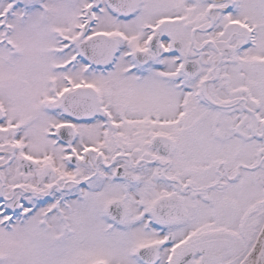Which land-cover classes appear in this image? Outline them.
<instances>
[{
	"label": "snow or ice",
	"instance_id": "6c2138e0",
	"mask_svg": "<svg viewBox=\"0 0 264 264\" xmlns=\"http://www.w3.org/2000/svg\"><path fill=\"white\" fill-rule=\"evenodd\" d=\"M0 264H264V0H0Z\"/></svg>",
	"mask_w": 264,
	"mask_h": 264
}]
</instances>
